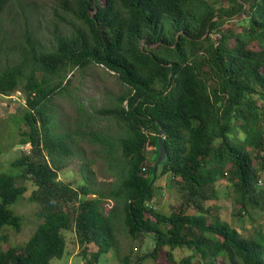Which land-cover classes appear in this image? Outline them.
Segmentation results:
<instances>
[{"label":"trees","instance_id":"trees-1","mask_svg":"<svg viewBox=\"0 0 264 264\" xmlns=\"http://www.w3.org/2000/svg\"><path fill=\"white\" fill-rule=\"evenodd\" d=\"M7 2L0 0V16ZM64 5L79 22L72 32L55 30L46 48L25 30L17 60L0 65V95L19 90L25 96L21 120L27 130L20 141L30 144L12 163L20 168L18 176L0 172V230L22 227V216L10 208L26 191L17 178L33 184L30 199L40 204L41 220L25 243L7 248L0 243V264H50L67 252L64 231L72 229L82 264H98L117 245L114 220L132 238L153 236L152 250L131 264L156 259L160 249L174 264H264L262 224L246 237L219 216L209 220L205 207L225 180L238 217L264 212V187L258 184L264 179V45L255 46L264 42V0H64ZM236 19L242 20L238 31L228 24ZM0 36L1 45L6 38L1 30ZM92 64L115 72L124 87L113 105L97 110L118 124L116 139L79 132L111 155L120 152L109 165L118 181L105 189L93 186L89 162L81 167L89 183L75 187L58 179L57 158L72 154L66 142L72 135L53 133L51 98L70 94V72ZM160 130L167 158L156 180L169 174L181 197L169 213L153 207L156 184L149 186ZM106 199L113 202L108 213L101 207ZM177 248L190 253L176 261ZM123 260L130 264L129 257Z\"/></svg>","mask_w":264,"mask_h":264},{"label":"rangeland","instance_id":"rangeland-1","mask_svg":"<svg viewBox=\"0 0 264 264\" xmlns=\"http://www.w3.org/2000/svg\"><path fill=\"white\" fill-rule=\"evenodd\" d=\"M104 1L101 0V3ZM241 21L231 20L228 24L231 29L238 31ZM78 23L64 5V0H8L0 16V30L6 36L0 45V65L17 60L19 48L26 43L23 37L25 30H32L41 44L51 48L52 34L55 30L69 33ZM263 45L262 41L255 44L256 48ZM69 76L70 83L66 87L70 94H55L50 100L53 109L52 122L55 126L53 133L72 135L71 139H66L67 144L72 146V154L57 158L60 162L58 179L75 187L89 183L84 177L86 171L81 170L82 165L89 162L88 172L92 175L93 186L105 189L108 184L118 181L115 168L110 169L109 165L116 164L120 152L116 151L115 155H111L105 146L94 141L88 133L83 136L79 132L82 130L99 132L109 141L116 139L118 124L113 118L98 113L97 110L113 105V98L123 92L124 87L115 72L101 65L92 64L84 72L74 69ZM24 99V94L19 90L11 95H0V172L14 176L19 175L20 168L13 166L12 163L30 150V144L22 145L20 141L23 138L22 132L27 130V126L21 120L25 111ZM81 122L83 124H80ZM146 155L147 162L153 163L154 148L146 150ZM169 179V174H165L154 182L155 195L151 203L157 211L163 213H169L181 200L177 186L170 184ZM261 179L258 184L264 187V179ZM16 183L26 186L23 195L10 206L16 214L22 216V227L20 231L9 226H4L0 230V238L2 237L0 243L3 248L25 243L41 221L37 217L40 204L30 199L35 189L33 184L21 178H17ZM217 192V199L205 202V207L209 208V220L219 216L246 237L253 235L259 224L264 228V212L257 213L258 216L253 215L251 218L246 213H243L242 217L235 214L233 195L225 180L221 181ZM89 197L93 198L95 194H90ZM112 205L111 200L102 201V211L108 213ZM113 223L117 245L103 254L98 264H124L125 256L129 257L131 264L139 256H146L152 250L154 241L151 234L141 233L132 238L121 221L114 220ZM65 233L67 253L72 256L69 257L65 253L62 258L52 259L50 264H81V256L75 254L78 248L74 230L64 231ZM88 250L94 251L96 247L89 246ZM166 252V249H160L156 259L143 257L139 263L174 264L168 259ZM189 253L190 250L186 248H177L173 251L176 261Z\"/></svg>","mask_w":264,"mask_h":264},{"label":"water","instance_id":"water-1","mask_svg":"<svg viewBox=\"0 0 264 264\" xmlns=\"http://www.w3.org/2000/svg\"><path fill=\"white\" fill-rule=\"evenodd\" d=\"M157 144H158V155L156 157L155 163L153 164L152 179L150 181L149 186L154 184V182L156 180V176H157L159 166L167 158V150H166V146L164 144V138H163L162 130H160L159 133L157 134Z\"/></svg>","mask_w":264,"mask_h":264},{"label":"built area","instance_id":"built-area-1","mask_svg":"<svg viewBox=\"0 0 264 264\" xmlns=\"http://www.w3.org/2000/svg\"><path fill=\"white\" fill-rule=\"evenodd\" d=\"M245 15L244 14H240V18H244ZM211 37L214 41H217L218 40V37H219V34L218 33H213L211 34Z\"/></svg>","mask_w":264,"mask_h":264},{"label":"crops","instance_id":"crops-1","mask_svg":"<svg viewBox=\"0 0 264 264\" xmlns=\"http://www.w3.org/2000/svg\"><path fill=\"white\" fill-rule=\"evenodd\" d=\"M75 241H76V240H75ZM76 245H77V248H78V251H79L78 244L76 243ZM66 249H67V248H66ZM67 251H68V250H67ZM78 251H75V254H77V252H78ZM66 254H68V255H69V257H70V256H72V254H69V253H67V252H66ZM82 263H83V262L81 261V264H82Z\"/></svg>","mask_w":264,"mask_h":264}]
</instances>
